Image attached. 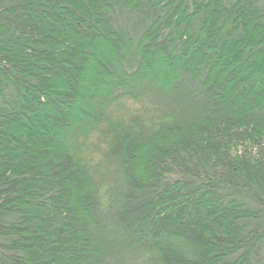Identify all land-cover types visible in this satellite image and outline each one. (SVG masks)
<instances>
[{"label": "trees", "instance_id": "obj_1", "mask_svg": "<svg viewBox=\"0 0 264 264\" xmlns=\"http://www.w3.org/2000/svg\"><path fill=\"white\" fill-rule=\"evenodd\" d=\"M0 264H264V0H0Z\"/></svg>", "mask_w": 264, "mask_h": 264}]
</instances>
